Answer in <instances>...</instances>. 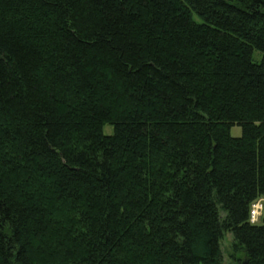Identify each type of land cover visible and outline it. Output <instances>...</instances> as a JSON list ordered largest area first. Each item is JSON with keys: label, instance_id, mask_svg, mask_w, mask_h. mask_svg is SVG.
Instances as JSON below:
<instances>
[{"label": "trees", "instance_id": "1", "mask_svg": "<svg viewBox=\"0 0 264 264\" xmlns=\"http://www.w3.org/2000/svg\"><path fill=\"white\" fill-rule=\"evenodd\" d=\"M0 264H264V0H0Z\"/></svg>", "mask_w": 264, "mask_h": 264}, {"label": "rangeland", "instance_id": "2", "mask_svg": "<svg viewBox=\"0 0 264 264\" xmlns=\"http://www.w3.org/2000/svg\"><path fill=\"white\" fill-rule=\"evenodd\" d=\"M260 59V55L255 53L254 54V60L258 61ZM111 127L110 126H105L104 127V133L109 134L111 132ZM230 134L233 137H239L241 135V129L238 126H234L230 130ZM262 217V216H261ZM261 220V219H260ZM260 220L257 221L256 224L260 223ZM231 243H232V236L230 234H226L221 241V251L224 256V260L227 263L229 261V257L231 254Z\"/></svg>", "mask_w": 264, "mask_h": 264}, {"label": "built area", "instance_id": "3", "mask_svg": "<svg viewBox=\"0 0 264 264\" xmlns=\"http://www.w3.org/2000/svg\"><path fill=\"white\" fill-rule=\"evenodd\" d=\"M263 211V201L258 200L251 205L249 212V222L251 224H256L258 220L261 219Z\"/></svg>", "mask_w": 264, "mask_h": 264}]
</instances>
